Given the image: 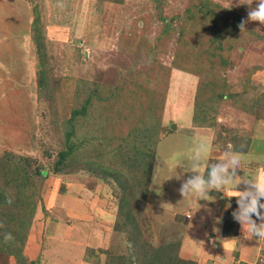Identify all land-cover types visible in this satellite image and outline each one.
Wrapping results in <instances>:
<instances>
[{"label":"rangeland","instance_id":"1","mask_svg":"<svg viewBox=\"0 0 264 264\" xmlns=\"http://www.w3.org/2000/svg\"><path fill=\"white\" fill-rule=\"evenodd\" d=\"M249 6L255 7V0H0V158L8 154L19 157L15 160L28 169L29 184L37 190V206L53 207V197L65 193L89 195V200L96 202L89 209L91 216L104 215L106 209L109 213L103 217H114V224L121 191L112 177L99 176L82 167L60 174L53 172L64 148L62 121L70 116L73 95L80 92L83 96L82 89L89 90L94 85L101 96L121 93V98L129 102L137 90L142 94L145 83L144 93L155 87L163 103L170 75L153 66L150 56L156 52L163 65L170 67L174 52L182 48L194 56H215L222 66L212 82V92L206 89L198 98L207 106L204 102L210 96L222 93L219 103L206 110L205 126H201L211 130L215 143L208 165L218 162L231 145L233 151L237 147L242 150L236 151L241 156L240 176L264 169L259 164L264 161V26L249 22L246 30L240 31L238 25L247 19ZM165 48L166 54H158ZM193 57L190 59L195 62ZM224 58L229 62L226 66L221 62ZM187 77L190 79L189 74ZM128 82L135 83L131 96L125 89L113 92L112 88H124ZM163 112L164 106L160 111L161 125ZM160 134L161 128L159 138ZM177 137L180 139L172 136L167 140L179 142V148L160 153L163 158L154 156L139 219L142 236L155 245L180 239L179 255L196 264H264V241L251 239L247 232L237 240L241 225L232 215L237 203L234 193H228L230 186L219 193L210 192L211 199L198 201L190 211L178 210L189 199H183L179 192L183 180L191 175L185 172L189 157L202 141H193L182 130ZM258 143L263 145L257 147ZM39 170L44 173L40 175ZM8 172L6 168L5 173H0V181ZM167 179L178 181V187H170L174 183L166 186ZM112 205L115 213L111 218ZM41 211L37 209L35 216L33 241L25 245V254L33 264H46L41 252L46 247L45 236L56 230L51 219H46L49 224L42 223ZM62 215V211L56 213V217ZM106 220L101 222L108 235ZM62 224L69 225L70 221L62 220ZM82 226L87 232H79L75 226L68 232L73 239L64 237L72 248L54 244L53 258H58L60 264L77 259L83 243L97 244L94 230L86 224ZM224 229L229 230L228 236L223 235ZM112 232V243L107 239V247L121 245L125 251V235L113 227ZM190 234L196 242L182 248L184 240L192 241ZM104 248H94V252L85 249L84 260L104 264L105 255L100 253ZM0 264H8V257L1 253Z\"/></svg>","mask_w":264,"mask_h":264},{"label":"trees","instance_id":"2","mask_svg":"<svg viewBox=\"0 0 264 264\" xmlns=\"http://www.w3.org/2000/svg\"><path fill=\"white\" fill-rule=\"evenodd\" d=\"M36 38L39 40L38 36ZM167 52L165 48L159 50L158 54ZM174 53L176 54L170 67L163 65L156 52L150 58L153 66H157L166 75L171 74L173 67L198 77L193 124L205 126L206 110L209 111L219 103L222 93L210 96L208 102H204L208 103L207 106L198 98L206 89L212 92V82L216 81L222 66L217 63L215 56L204 58L202 53L194 56V53L182 51V48ZM191 57L197 60L194 62ZM221 62L225 66L229 64L227 58ZM40 81L43 85V80ZM134 84L128 82L124 88L112 89L113 92L125 89L131 96L130 89ZM144 84L142 94L136 89L137 93L132 95L129 102L121 98V93L108 98L101 96L95 85L89 90L82 89L85 92L83 96L80 92L74 94L70 116L62 121L65 128L64 148L58 154L53 172L60 174L72 167H82L90 173L112 177L119 187L121 196L117 203L113 229L125 235L128 247L122 251L121 245L116 244L117 246L110 245L100 249V253L105 255L104 264H196L194 260L184 259L179 255L180 239L155 245L142 236L139 219L149 190L155 156L153 150L159 141L160 111H163L168 82L164 88L165 98L163 103L161 101L162 104L159 101L160 95L154 91L155 87L144 93ZM237 149L236 151H242L238 147ZM17 158L19 157L11 154L0 158V173H5L6 168L10 170L0 181V225H3L0 227V253L8 257V264H33L25 254V245L33 241L37 209H45L41 205L37 206V190L29 184L28 169L22 167L15 160ZM43 173V170H39L40 175ZM5 233H11L14 239L5 243ZM223 235L228 236L229 230L224 229ZM86 250L95 251L90 247Z\"/></svg>","mask_w":264,"mask_h":264},{"label":"crops","instance_id":"3","mask_svg":"<svg viewBox=\"0 0 264 264\" xmlns=\"http://www.w3.org/2000/svg\"><path fill=\"white\" fill-rule=\"evenodd\" d=\"M187 74H189L190 79L187 77ZM185 83H186V85H185ZM197 83H198V77L196 75L185 72L183 70H179V69H172L171 70L170 86L168 89V93H167L168 95L166 96V101H165V105H164L163 119H162V125H161V134H160L159 141L157 142V145H156L155 157H157V155H158V157L160 156L161 158H163L160 153H166V152H168V150H171L174 148H179V142L171 141L168 143L167 138L173 136L174 139L175 138L180 139L177 136L180 135V130H182V132L184 131V132L188 133V135H191L193 141L201 140L202 142H207L210 144V146H211L210 151H209L207 158H206L207 166H210L208 164H209V160L211 159V156L213 155L212 150L215 146V143L213 142L212 132L209 128L196 126L195 124H193L194 97H195ZM162 144H163V147H161V148H163V150L160 148V146H162ZM262 145L263 144L260 145V143H258L257 147H260ZM158 151H159V154H157ZM262 152H263L262 155H264V151H262ZM154 163H155V161H154ZM259 164L261 166H263L264 161L262 163V161L260 160ZM168 165L170 166V163ZM206 170H207V167H204L203 168V174L205 173ZM256 173L257 172H254L253 175H251V176H254V174H256ZM187 174L188 173H185V176H187ZM237 174L240 176L239 173H237ZM243 175L244 174H242V176ZM182 177H183V175H182ZM183 178H181V179H183ZM159 181L162 182V180H159ZM168 181H169V183L165 182L166 186L170 183L171 184L174 183L173 185H170V187H173V188L178 187V181L175 183L174 180H168L167 179V182ZM155 182H157V181H155ZM234 184H235V182H233V184L227 185V187H229V186L231 187V189L228 190V193H234L233 191H230L234 187ZM159 186H162V185L159 184ZM243 187H244L243 185H240L239 190H243ZM217 192L219 193L220 191H217ZM166 194H170V192L166 193ZM210 197H209V199H211ZM82 198H84L85 200H82ZM51 201H53L55 205L53 204L54 205L53 207H49V206L46 207L45 206V211H41V213H42L41 215H44L42 218L43 219L42 223L44 224V221H46V223L49 224L48 221H49V219H51L53 222V224H52L53 229H56V230H54V232L52 234H49L48 237H47V235L45 236V240L47 243H46L45 249H43L41 252L44 253V256L46 259V264H60L58 262V258H53V256H54V254H53L54 244L59 243L58 244L59 248H63V247L68 248V249L72 248L71 246L68 245L66 240H64V237L68 239V237L71 236L68 234V232L70 231V229L74 230L75 226H76L77 231L87 232V230L85 228H83V226H82L83 224L88 225L89 228L94 230L95 234L97 235V244L90 245L88 242L84 241L86 243H83L82 249H79L78 253L76 254V257H78V256L79 257L77 259H74L72 262H70L68 264H94L93 262L84 260L83 257L85 254V249H86V247H90V248L107 247V243H106L107 239H110V241L112 243V237H113V232H112L113 221L112 220L114 218L113 216H114L116 207L114 210V205H112V209H111L112 214L109 217H111V218L113 217V218L110 220H106L103 217L104 215L109 213L108 210H106V209H105V211H103L104 215H100V216H97L95 218H93V216H91V211L89 209H90V207H92L93 204H96V202L92 203L89 200V195H85L84 197H81V196H75L74 194L66 195V193H65L63 195L54 196ZM204 202H207V200H204ZM196 203H197L196 199L193 197H190L189 199H186V204H181L178 207V210L181 212L190 211L191 209L194 208V206H196ZM236 207H237V205H236ZM46 209H47V211H46ZM58 211H62L63 215L56 217V213ZM50 215L52 217H50ZM37 217H39V216L37 215ZM100 217H101V219H104L107 221L106 227H107V229H109L108 235L106 233L105 224L103 222H101ZM47 218H49V219L46 220ZM78 218H79V222H75V221H77ZM253 218L255 219V217H253ZM65 219L70 221L69 225H72V227L69 225H65V226H63V224L61 225V221L65 220ZM38 226H39V224H38ZM110 228H111V231H110ZM57 230H58V232H57ZM242 233H243V231H242V229H240L238 231V233L236 234V235H238V236H236L237 240L239 237H242V235H243ZM78 236L82 237V234H80ZM71 237H69V238L73 239ZM190 237H191L192 241L184 240L182 248H185V246L188 244L190 246H193L192 244H194L196 242L195 238H193V236L191 234H190ZM48 238L51 240L49 241ZM110 241H108V243ZM241 255L242 256L244 255L243 251H242ZM189 257H191V256H189ZM249 258H252V256ZM59 259H62V258H59ZM240 259L243 260V257H240ZM197 264H202V263H197Z\"/></svg>","mask_w":264,"mask_h":264},{"label":"clouds","instance_id":"4","mask_svg":"<svg viewBox=\"0 0 264 264\" xmlns=\"http://www.w3.org/2000/svg\"><path fill=\"white\" fill-rule=\"evenodd\" d=\"M249 22H258L264 26V0H255V7L249 6L247 19H242L238 25L241 32L246 30ZM257 31L259 32V29ZM210 147L209 143L200 142L193 148L189 166L185 170L191 175L183 180L179 189L180 195L183 199L195 197L196 202L209 200L210 192L221 191L226 185L235 182L232 197L236 198L237 208L232 213L233 218L241 225L244 233L250 234L251 239L264 241V169L254 176H239L237 173L241 170V156L232 150L231 145L218 162L207 166L205 160ZM204 167H207L206 176L203 174ZM240 185L244 186L243 190H239ZM8 202L11 203V200ZM3 239L7 243L14 237L11 233H5Z\"/></svg>","mask_w":264,"mask_h":264}]
</instances>
